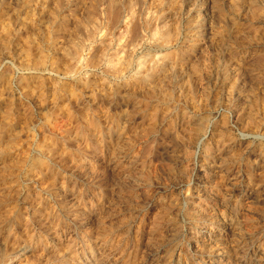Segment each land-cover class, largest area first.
<instances>
[{
    "label": "rangeland",
    "instance_id": "374dc122",
    "mask_svg": "<svg viewBox=\"0 0 264 264\" xmlns=\"http://www.w3.org/2000/svg\"><path fill=\"white\" fill-rule=\"evenodd\" d=\"M0 264H264V0H0Z\"/></svg>",
    "mask_w": 264,
    "mask_h": 264
}]
</instances>
